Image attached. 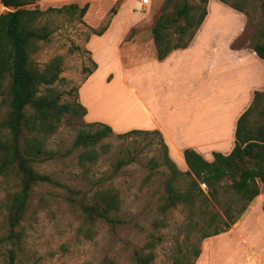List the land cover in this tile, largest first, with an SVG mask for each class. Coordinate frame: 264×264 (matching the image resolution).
<instances>
[{"label": "trees", "instance_id": "16d2710c", "mask_svg": "<svg viewBox=\"0 0 264 264\" xmlns=\"http://www.w3.org/2000/svg\"><path fill=\"white\" fill-rule=\"evenodd\" d=\"M39 0H1L11 8L0 15V176L14 180L8 189L4 208L6 209L5 232L0 235V245L7 247L6 264H19V253L23 249L25 231L22 222L28 210L36 185L55 181L35 169V163L55 157L56 152L47 148L49 138L57 132L66 115L84 118L86 107L79 96L63 101V91L56 85L61 80L63 57L56 55L40 66L31 56L39 50V42L49 40L53 30L42 17L50 12H78L84 17L89 8L77 3L43 10L36 6L28 8ZM237 11L244 12L250 21L253 15L248 11L250 3L259 6V17L254 23L250 46L264 59V0H220ZM209 0L192 3L189 0H165L162 11L151 29L156 49V58L164 59L171 51L186 48L208 14ZM115 14L116 10L111 9ZM111 20L92 32L102 35ZM244 42H233L232 48H241ZM94 67L97 64L93 61ZM88 74L94 69H87ZM10 100L6 116L3 115L6 86ZM87 125V126H86ZM81 128L74 141V147H83L80 161L95 163L109 151L108 144L101 142L113 135V128L103 122H90ZM158 134L161 136L162 163L167 171H156L159 162L149 163L152 172L145 180L162 175V190L156 191L159 217L154 228L169 226V218L179 209L183 219L171 234L167 256L170 264H195L202 253V242L210 237L227 232L240 221L254 199L261 193L264 184V90L255 91L250 106L239 116L235 131V145L230 153L213 152L209 161L192 148L184 150L187 169L182 171L169 154V147L161 132L132 129L119 136L130 134ZM134 160L120 157L114 164L111 177ZM204 185L205 187H203ZM122 198L115 187L97 189L87 199L79 202L86 234L92 236L98 221L111 229L126 223L122 216ZM150 232L146 243L133 249L134 264H155L156 247L164 241L161 232ZM98 264H117L110 257H104Z\"/></svg>", "mask_w": 264, "mask_h": 264}, {"label": "rangeland", "instance_id": "374dc122", "mask_svg": "<svg viewBox=\"0 0 264 264\" xmlns=\"http://www.w3.org/2000/svg\"><path fill=\"white\" fill-rule=\"evenodd\" d=\"M131 1L92 0L82 18L78 12H50L42 17V23H47L53 32L49 40L39 42L40 48L31 58L43 66L56 55L63 57L61 80L56 85L63 91V101L77 98L81 84L89 75L85 68L95 70L98 66L87 48V42L94 35L91 28L100 29L109 19L112 21L124 2V10L118 15L115 24L116 34L119 33L118 29L124 30L119 45L120 65L129 69V51L136 42L153 41L151 29L165 0H152L144 8L139 4L134 6ZM189 1L197 3L199 0ZM112 8L116 10L115 14ZM248 11L253 18L250 21L242 12L245 23L235 39L237 44H250L253 36L260 9L258 5L250 3ZM235 15H216L214 23L230 24L235 28ZM93 46L96 47L95 44ZM144 50L151 56V46H146ZM152 50L155 51L154 47ZM97 53L100 54V51ZM102 64L104 73L109 71L107 80L111 83L116 78L113 81L115 85L106 87L102 85L103 79L94 78L83 86L82 94L91 106V118L109 120L113 124V135L101 142L108 144L109 151L103 153L95 163H82L79 156L84 149L74 147V141L79 130L90 122L70 115L63 118L57 132L47 142V148L56 152L55 157L34 165L38 172L48 174L55 183L41 182L34 188L22 222L25 239L19 253V264H98L104 257L112 258L117 264H134L133 249L143 246L150 232H158L153 224L159 217L155 192L163 188L160 183L162 175L151 178L150 182L145 177L152 172L149 165L152 159L159 162L156 171L168 170L162 163L161 136L155 133L118 135L132 129L150 128L151 124L136 108L131 93L122 89L123 74L118 63L110 58ZM8 88L7 84L2 117L6 116L9 109ZM120 157H133L134 160L122 167L118 175L111 177L114 164ZM176 164L182 171L187 169L186 163ZM13 183L14 180L0 176V235L5 232L7 212L4 200ZM107 187H115L120 191L122 216L126 223L111 229L106 223L98 221L93 227L92 236H88L79 202L90 197L97 189ZM182 219L179 209H175L170 215L169 226L159 229L165 237L155 249V264H170L167 248L171 234ZM7 247L9 245H0V264H6ZM195 264H264V184H261V193L240 221L224 234L202 242V253Z\"/></svg>", "mask_w": 264, "mask_h": 264}, {"label": "crops", "instance_id": "0c3cea01", "mask_svg": "<svg viewBox=\"0 0 264 264\" xmlns=\"http://www.w3.org/2000/svg\"><path fill=\"white\" fill-rule=\"evenodd\" d=\"M90 1L39 0L27 7L44 9L71 3L80 6ZM131 2L134 6L139 4L138 0ZM125 4H122L117 17ZM207 8L203 24L186 48L175 49L158 60L153 41H138L129 51V69L121 66L118 59L124 30L118 29L116 34L117 17L102 35L94 34L87 42V48L98 66L81 84L78 92L79 101L87 109L84 120L107 123L113 128L109 120L90 117L91 106L82 94L83 86L94 78L103 79V86L112 88L115 85L113 81L116 78L110 83L107 80L109 71L104 73L102 66V62L107 63L113 58L123 74L122 89L131 93L136 108L151 124L150 128L143 129L161 132L175 162L185 164L186 148L196 150L209 161L214 159L215 151L230 153L235 145L239 116L252 103L255 91L264 90V59L248 44L232 48L245 23L242 12L233 10L220 0H209ZM10 9L0 0V15ZM223 13L229 16L236 14L235 28L230 24L214 23L216 15ZM146 46H151V56L144 50Z\"/></svg>", "mask_w": 264, "mask_h": 264}, {"label": "built area", "instance_id": "2783aa9c", "mask_svg": "<svg viewBox=\"0 0 264 264\" xmlns=\"http://www.w3.org/2000/svg\"><path fill=\"white\" fill-rule=\"evenodd\" d=\"M152 0H138V3L142 8L147 7L151 4Z\"/></svg>", "mask_w": 264, "mask_h": 264}]
</instances>
